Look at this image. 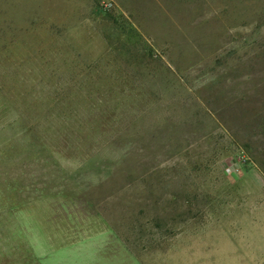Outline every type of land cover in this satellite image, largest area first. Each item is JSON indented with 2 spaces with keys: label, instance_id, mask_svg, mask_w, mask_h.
Segmentation results:
<instances>
[{
  "label": "rangeland",
  "instance_id": "374dc122",
  "mask_svg": "<svg viewBox=\"0 0 264 264\" xmlns=\"http://www.w3.org/2000/svg\"><path fill=\"white\" fill-rule=\"evenodd\" d=\"M0 264H264V0H0Z\"/></svg>",
  "mask_w": 264,
  "mask_h": 264
},
{
  "label": "built area",
  "instance_id": "2783aa9c",
  "mask_svg": "<svg viewBox=\"0 0 264 264\" xmlns=\"http://www.w3.org/2000/svg\"><path fill=\"white\" fill-rule=\"evenodd\" d=\"M229 169H230V167H229Z\"/></svg>",
  "mask_w": 264,
  "mask_h": 264
}]
</instances>
